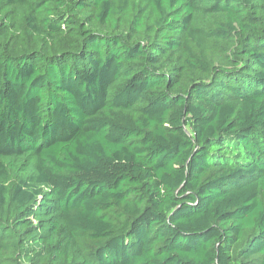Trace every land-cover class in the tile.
<instances>
[{
    "label": "trees",
    "instance_id": "obj_1",
    "mask_svg": "<svg viewBox=\"0 0 264 264\" xmlns=\"http://www.w3.org/2000/svg\"><path fill=\"white\" fill-rule=\"evenodd\" d=\"M0 264H264V0H0Z\"/></svg>",
    "mask_w": 264,
    "mask_h": 264
}]
</instances>
